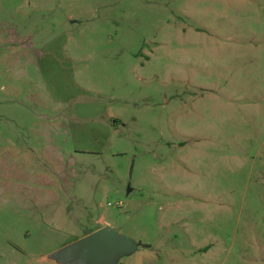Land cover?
I'll return each mask as SVG.
<instances>
[{
    "label": "rangeland",
    "instance_id": "1",
    "mask_svg": "<svg viewBox=\"0 0 264 264\" xmlns=\"http://www.w3.org/2000/svg\"><path fill=\"white\" fill-rule=\"evenodd\" d=\"M102 228L264 264V0H0V264Z\"/></svg>",
    "mask_w": 264,
    "mask_h": 264
},
{
    "label": "water",
    "instance_id": "2",
    "mask_svg": "<svg viewBox=\"0 0 264 264\" xmlns=\"http://www.w3.org/2000/svg\"><path fill=\"white\" fill-rule=\"evenodd\" d=\"M128 251L122 236L102 228L57 250L50 258L65 264H115Z\"/></svg>",
    "mask_w": 264,
    "mask_h": 264
}]
</instances>
